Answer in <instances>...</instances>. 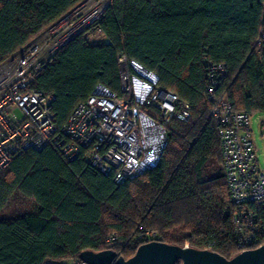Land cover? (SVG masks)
Listing matches in <instances>:
<instances>
[{"label": "trees", "instance_id": "1", "mask_svg": "<svg viewBox=\"0 0 264 264\" xmlns=\"http://www.w3.org/2000/svg\"><path fill=\"white\" fill-rule=\"evenodd\" d=\"M84 1L0 0V64ZM263 25L258 0H112L93 25L105 42L78 35L33 85L56 96L58 126L97 85L120 92V55L155 72L190 105L192 118L171 123L158 166L119 186L53 149L17 156L0 170V264L74 263L89 250L129 259L146 243L137 237L147 232L157 233L153 241L189 243L226 259L240 254L224 175L205 176L207 164L220 156L208 88L212 68L224 66L218 94L238 111L264 114V47L255 49ZM22 199L35 207L22 211ZM247 208L255 228L249 249H255L264 244V201ZM112 235L117 241L109 244Z\"/></svg>", "mask_w": 264, "mask_h": 264}, {"label": "built area", "instance_id": "2", "mask_svg": "<svg viewBox=\"0 0 264 264\" xmlns=\"http://www.w3.org/2000/svg\"><path fill=\"white\" fill-rule=\"evenodd\" d=\"M258 1L264 8V0ZM87 7L84 4L70 17H63L0 64V170L23 153L53 149L66 162L85 161L87 167L111 177L119 186L158 166L168 145L171 123L191 120L190 105L163 87L155 72L120 55V92L97 85L58 126L53 110L56 96L36 91L33 85L55 54L78 35L85 33L90 43L105 42L102 30L93 25L108 7L90 22H86L87 16L76 20L74 15ZM262 47L264 25L255 42V49ZM225 72L224 66L212 68L208 100L222 173L236 208L233 223L242 253L252 250L254 218L247 207L264 201V171L258 166L251 115L236 110L228 97L217 92L219 76ZM156 237V232H147L137 240L149 243ZM116 241L115 235L108 239L109 244ZM184 247H190L189 243ZM74 264L86 263L77 260Z\"/></svg>", "mask_w": 264, "mask_h": 264}, {"label": "water", "instance_id": "3", "mask_svg": "<svg viewBox=\"0 0 264 264\" xmlns=\"http://www.w3.org/2000/svg\"><path fill=\"white\" fill-rule=\"evenodd\" d=\"M239 257V259H236ZM79 260L86 264H264V245L226 259L211 250L168 245L153 241L141 245L129 258L119 256L114 250L84 251Z\"/></svg>", "mask_w": 264, "mask_h": 264}, {"label": "rangeland", "instance_id": "4", "mask_svg": "<svg viewBox=\"0 0 264 264\" xmlns=\"http://www.w3.org/2000/svg\"><path fill=\"white\" fill-rule=\"evenodd\" d=\"M85 0L80 5H78L76 8H74L70 13H68L66 17H70V15H73L74 12L81 7L84 4H88V7L83 11L82 14H76L74 15L76 17V20H82L83 17L87 16V14L94 9L95 5L102 4L103 2H109V5L112 3V0ZM97 1V3H96ZM92 4V5H91ZM109 7V6H108ZM104 39V38H103ZM106 40V39H104ZM252 121V130L254 134V142L256 144V154L258 158V165L262 171H264V114L261 113H255L251 116ZM222 173V167H221V158L219 156L218 159L210 161L206 166L205 176L208 180H212L215 177L219 176ZM17 200V199H16ZM15 200V201H16ZM21 204L19 207L24 210H32L35 207V202L32 199H22ZM16 208L8 207L6 213L7 214H14ZM6 214V215H7ZM69 264V263H67Z\"/></svg>", "mask_w": 264, "mask_h": 264}, {"label": "bare ground", "instance_id": "5", "mask_svg": "<svg viewBox=\"0 0 264 264\" xmlns=\"http://www.w3.org/2000/svg\"><path fill=\"white\" fill-rule=\"evenodd\" d=\"M93 1V0H92ZM102 1V0H101ZM105 1V0H104ZM97 3V1H96ZM92 5V4H91ZM109 6V2H103L102 4H97L95 5L94 9H92L87 17H86V22H90L91 20L99 17L104 11L105 9ZM77 16V15H76Z\"/></svg>", "mask_w": 264, "mask_h": 264}, {"label": "crops", "instance_id": "6", "mask_svg": "<svg viewBox=\"0 0 264 264\" xmlns=\"http://www.w3.org/2000/svg\"><path fill=\"white\" fill-rule=\"evenodd\" d=\"M254 135V134H253ZM256 149H257V147H256ZM257 155V154H256ZM258 157V156H257ZM257 160H258V158H257ZM259 164V163H258ZM259 166V165H258ZM260 168V167H259ZM69 264H74V263H71V262H68Z\"/></svg>", "mask_w": 264, "mask_h": 264}, {"label": "snow or ice", "instance_id": "7", "mask_svg": "<svg viewBox=\"0 0 264 264\" xmlns=\"http://www.w3.org/2000/svg\"><path fill=\"white\" fill-rule=\"evenodd\" d=\"M236 259H239V257H237ZM186 264H187V261H186Z\"/></svg>", "mask_w": 264, "mask_h": 264}]
</instances>
